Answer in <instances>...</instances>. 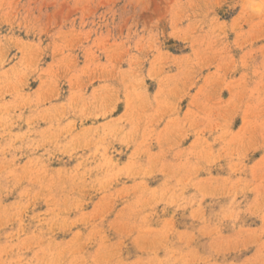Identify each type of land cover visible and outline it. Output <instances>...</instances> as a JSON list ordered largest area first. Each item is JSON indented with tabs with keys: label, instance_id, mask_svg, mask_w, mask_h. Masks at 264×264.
<instances>
[{
	"label": "rangeland",
	"instance_id": "374dc122",
	"mask_svg": "<svg viewBox=\"0 0 264 264\" xmlns=\"http://www.w3.org/2000/svg\"><path fill=\"white\" fill-rule=\"evenodd\" d=\"M0 264H264V0H0Z\"/></svg>",
	"mask_w": 264,
	"mask_h": 264
}]
</instances>
